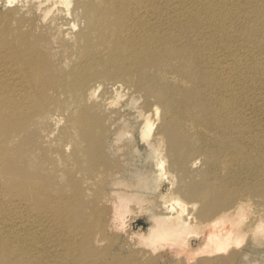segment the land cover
<instances>
[{
    "label": "rangeland",
    "instance_id": "obj_1",
    "mask_svg": "<svg viewBox=\"0 0 264 264\" xmlns=\"http://www.w3.org/2000/svg\"><path fill=\"white\" fill-rule=\"evenodd\" d=\"M151 1L157 11L166 7L171 14H187L192 7V0ZM206 10L201 14L207 24L197 32L203 37L202 47L215 44L249 54L241 58L232 54L219 56L226 70L220 71V78L214 73L224 82L218 90L221 104L233 114V128L226 132L223 141L236 155L253 156V164L244 168L247 171L237 161L231 166L232 161L216 159L212 149L205 148L207 145L192 131L190 120L170 123L153 95L146 96L127 81L92 78L89 72L96 71L93 66L86 70L88 86L93 89L90 95L73 96L72 88L62 92L59 73L65 66L70 70L73 65L68 66L67 52L58 40L62 36L70 39L80 29L77 23L82 19L81 14L73 12L72 0L67 6L63 3L48 9L23 6L13 14H8L4 0H0V69L9 67L14 76L25 82L20 89L0 90V115L10 120L26 116L20 131L13 132L11 121L7 130L0 127V183L4 205L12 194H17L24 212L31 215V221L27 216L13 218L15 227H27L24 237L33 233L23 242L17 236H5V242L16 248L21 244L24 250L16 252L13 259L38 264L42 254L54 249L52 242L56 239L57 251L49 255V264H72L68 255L81 258L82 249L77 246L69 252V245L78 240H74V233H66L73 231L76 218L94 207L92 213L110 224L105 234L97 233L101 244L96 254L108 261L210 264L213 256L205 254L204 258L203 252L186 257L189 261H185V254L170 249L168 244L156 245L149 240L157 222L177 211L186 217L202 208L203 202L180 191L183 185L200 184L205 192L215 191V199L228 195L234 205L242 201L233 213L240 226L239 238L225 243L226 258L214 264H264V55L259 54L264 49V0H227L225 4H209ZM235 22L247 23L249 40L242 37L238 28H230ZM209 24L214 28L212 33ZM180 30L177 26L169 32ZM206 52L218 59L215 53ZM9 80L10 76L0 74V84ZM243 82L248 86H241ZM29 98L35 102L26 106ZM150 105L158 108L157 116L155 108L149 110ZM148 123L151 129L147 134ZM201 125L196 129H202ZM81 127L87 134H80ZM164 127L168 128V135L158 132ZM7 131L13 132L10 138ZM202 147L204 150L199 149ZM208 157L214 158L213 166L208 164ZM122 194L137 197L118 211L114 195ZM233 204L221 205L217 210ZM56 216L59 226L44 222L38 226V220L48 217L54 221ZM62 217L69 219L58 221ZM193 234L188 241L191 247L200 243L197 234ZM34 244L38 253H26V246L31 248ZM45 259L48 258L42 255Z\"/></svg>",
    "mask_w": 264,
    "mask_h": 264
},
{
    "label": "bare ground",
    "instance_id": "obj_2",
    "mask_svg": "<svg viewBox=\"0 0 264 264\" xmlns=\"http://www.w3.org/2000/svg\"><path fill=\"white\" fill-rule=\"evenodd\" d=\"M180 1L187 3L190 0ZM68 2L69 0H4L8 14L19 12L23 6L31 8L45 6L48 9L63 3L67 6ZM72 2L73 12L81 14L82 19L77 23L80 25V29L74 32L70 39L62 36L58 40L64 51L67 52L65 58L68 66L69 64L73 65L70 70H66L67 66H65L59 73L62 92L67 90L69 92L72 88L75 92L73 96L85 98L90 95L93 89L88 86L89 74L87 75L86 70L93 66L96 71L89 73L94 79L118 83L127 81L144 91L146 96L156 97L164 111V117H168L170 123L190 120L193 123L192 131L198 135L200 142L207 145L205 148L212 149V152L218 157L216 159L222 157L227 161H232L231 166L237 161L243 170L253 164L252 155H236L223 141L226 132H230L233 128V114L228 106H222V100L218 96V90L224 86V82L218 79L221 77L220 71L226 70V64L219 56L232 54L241 58L249 54L247 51H236L237 49L225 50V47L215 44H210L207 46L208 48L204 49L202 47L203 37L197 35L200 26L207 24L201 14L207 11V5L225 4L227 0H192V7L190 10H186L187 14H180L181 11L176 14H171L172 11L167 13L166 7H159L157 11L151 0H72ZM156 3L158 4L157 1ZM156 11L157 13L154 14ZM236 22L230 28H238L242 37L249 40L250 27L247 26V23L238 25L239 22L237 24ZM177 26L181 27L180 31L169 32L170 29ZM209 30L211 33L214 30L210 24ZM230 34L232 33L225 35ZM66 48L71 51L68 52ZM206 51L215 53L218 59H213ZM259 54L264 55V49ZM84 73L86 74L82 76ZM0 74L10 76L11 79L8 83L5 81L4 84H0V90L3 87H19L20 89L25 86L24 80L19 76H14L9 67L1 68ZM241 86L248 85L243 82ZM33 102H35L34 99L29 98L26 106ZM155 106L150 105L149 110L155 108L154 114L157 116L158 108ZM23 116L24 114L15 120H10L9 117L0 115V127L7 130L11 122H14L13 132L20 131L25 126L26 116ZM245 116L247 118V115ZM78 120L82 122L81 118ZM199 125L202 126V129H196ZM207 127L221 132L215 133ZM150 129L151 126L148 123L147 134ZM163 131L168 135V128L164 127L162 131L160 128L158 130L159 133ZM13 132L7 131L9 138ZM82 133L87 134V131L81 127L80 134ZM2 143L1 141L0 145ZM171 145L172 143L169 147ZM244 145H247L246 142ZM199 149L204 150L203 147ZM208 164L213 166L214 158L208 157ZM180 191L183 192V195H189L203 202L204 205L197 212L188 213L186 217L181 216V211H175L176 213L157 222L149 240L156 245L168 244L170 249L185 254V261H189L191 258L189 256L200 252H203L204 258H207L205 254L213 256L209 259L210 264H214L216 260L219 261L223 257L226 258L228 250L225 243L230 238L234 242L239 238L240 226L237 225L233 213L242 206V201L236 202L234 205L228 195H224L221 199H215V191L213 193L205 192L201 189L200 184L183 185ZM3 194V186L0 183V232L3 237L0 235V264H31L13 259L16 252L24 251L21 244L20 248H16L13 243L8 244L4 240L5 236H17L23 242L24 238L28 240L33 233L24 237L23 233L27 227L24 226L22 230H17L16 224L12 222L13 218L27 216V213L24 212L22 199L16 198L17 194H12L14 196L4 205ZM136 194H122L118 197L114 195V198L118 199L117 210L122 211L127 208L130 201L136 200ZM38 195L42 197V195ZM227 203L233 204L234 208L230 209L232 207L228 206L217 210L221 205ZM93 208L82 214L80 218H76L72 223L73 231L66 233V236L74 233L76 236L74 240H78L74 241V245H69V252H73L77 246L82 249L81 258L73 256L71 253L68 255V261L72 264H115L116 261H108L107 257L96 254L101 244L97 233L103 234L104 232L105 234V229L110 224L106 222L105 218L100 219L96 213H92ZM102 217L104 216L102 215ZM27 218L31 221L30 214ZM35 218L34 222H36ZM45 218L37 221L38 226L44 223L58 225L57 216L54 221L52 218ZM67 219L69 218L62 217L58 221L65 222ZM253 231L255 232V230ZM193 233L197 234L195 236L200 240V243L191 247L188 241ZM52 243H54V249L42 254L48 259L42 260L41 255L38 264L50 263L49 255L56 254L57 240L53 239ZM25 249V252L31 255L38 253L35 244L31 248L26 246ZM215 252L216 254L213 255ZM230 254L234 255V253ZM56 258L57 256L53 261H56Z\"/></svg>",
    "mask_w": 264,
    "mask_h": 264
}]
</instances>
